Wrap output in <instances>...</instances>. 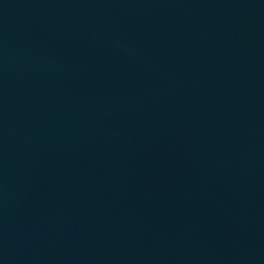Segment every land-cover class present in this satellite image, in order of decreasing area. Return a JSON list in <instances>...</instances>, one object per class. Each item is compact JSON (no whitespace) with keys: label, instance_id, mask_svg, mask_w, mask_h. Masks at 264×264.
<instances>
[{"label":"water","instance_id":"1","mask_svg":"<svg viewBox=\"0 0 264 264\" xmlns=\"http://www.w3.org/2000/svg\"><path fill=\"white\" fill-rule=\"evenodd\" d=\"M105 0H0V66Z\"/></svg>","mask_w":264,"mask_h":264}]
</instances>
